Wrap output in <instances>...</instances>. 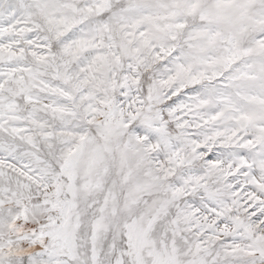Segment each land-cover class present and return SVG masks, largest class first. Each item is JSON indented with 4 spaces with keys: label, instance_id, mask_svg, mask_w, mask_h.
<instances>
[{
    "label": "snow or ice",
    "instance_id": "6c2138e0",
    "mask_svg": "<svg viewBox=\"0 0 264 264\" xmlns=\"http://www.w3.org/2000/svg\"><path fill=\"white\" fill-rule=\"evenodd\" d=\"M0 264H264V0H0Z\"/></svg>",
    "mask_w": 264,
    "mask_h": 264
}]
</instances>
